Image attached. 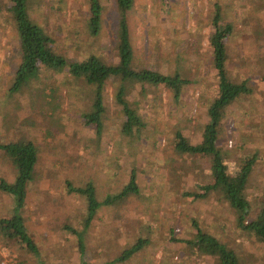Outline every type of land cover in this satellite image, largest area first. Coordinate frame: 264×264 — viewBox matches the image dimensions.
<instances>
[{"label": "rangeland", "instance_id": "1", "mask_svg": "<svg viewBox=\"0 0 264 264\" xmlns=\"http://www.w3.org/2000/svg\"><path fill=\"white\" fill-rule=\"evenodd\" d=\"M28 2L29 15L68 61L92 54L106 63L117 61L115 0H100L95 33L88 27V0ZM11 5V0H0V143L27 137L38 148L34 176L18 209L38 254L0 236V264L103 263L138 238L149 242L115 264H214L186 246L185 239L195 234L193 220L233 248L239 264H264V242L236 225L218 191L203 199L186 193L210 180L208 157L180 154L174 147L177 129L195 143L208 120L207 106L217 88L209 36L219 6L221 20L232 24L225 39L228 76L236 82L246 79L252 91L225 108L217 143L230 173L253 155L245 187L252 204L248 218L257 212L264 188V0H133L127 12L131 66L176 71L187 82L177 99L165 86L125 82V99L145 122L131 136L121 132L125 115L115 102L117 77L105 82L99 134L84 119L94 95V86L84 77L76 80L66 69L41 68L26 85L10 89L20 60ZM131 170L139 193L101 206L84 228L85 200L68 193L66 181L75 186L92 182L102 200L123 188ZM14 176L12 163L0 150V178L11 182ZM13 207V196L0 190V218L13 214ZM77 231L82 233V252Z\"/></svg>", "mask_w": 264, "mask_h": 264}, {"label": "trees", "instance_id": "2", "mask_svg": "<svg viewBox=\"0 0 264 264\" xmlns=\"http://www.w3.org/2000/svg\"><path fill=\"white\" fill-rule=\"evenodd\" d=\"M115 1L119 11L116 42L118 59L115 63H106L93 54L83 60L68 61L64 56L55 52L52 46L54 39L29 15L28 0H11L12 5L8 10L11 11L18 37L20 60L10 89L16 90L26 85L39 75L41 68L57 71L66 69L68 74L76 77V80H80L81 76L84 77L87 83L94 86L92 108L84 113V119L88 123H93L96 133L99 134L105 112L102 94L105 82L111 77H117L120 84L115 94V102L125 115L121 132L127 136L140 132L145 126V122L138 110L131 107L125 99V82L139 81L165 86L172 91L173 98L177 99L187 81L181 78L176 71L173 74H168L146 68L136 69L131 66L132 47L129 40L127 12L131 8L133 0ZM88 5V27L92 33H95L100 26L103 7L100 0H88ZM221 19L218 6L212 16V33L209 36L217 88L207 106L208 120L202 125L200 140L195 143L177 129L174 133V147L180 154H202L207 156L209 160L210 180L199 185L198 191L186 193L194 198L203 199L210 192L218 191L231 207L236 225L258 241L264 242V188L259 201V209L250 218H248V214L252 204L245 193L246 182L254 165V157L252 155V158H247L235 173H230L227 170L223 152L217 143L225 108L243 94H249L252 91L246 79L236 82L228 76V52L225 39L232 31V24L224 23ZM0 150L8 157L15 170L13 181L9 182L0 178V190L12 195L14 200L13 214L9 217L0 218V236L5 240L18 242L27 252L36 255L38 254L36 242L28 232L24 217L18 212V209L24 205L28 182L34 176L38 148L31 139L19 137L7 143H0ZM66 190L68 193L81 195L85 200L84 228L89 226L90 221L101 206L121 203L130 193H139L134 170H131L128 182L118 193L106 195L102 200L97 199L95 186L90 181L83 186H75L70 181H66ZM193 225L195 234L193 238L185 239L186 246L193 249L198 255L203 254L212 258L214 264H239L237 253L233 248L213 234L202 230L195 220H193ZM77 236L79 250L82 252L84 248L82 233L78 232ZM171 237L172 240H178L173 236ZM148 242L146 238H138L130 247L124 249L111 260L103 263L82 261L80 264L124 262L146 246Z\"/></svg>", "mask_w": 264, "mask_h": 264}]
</instances>
